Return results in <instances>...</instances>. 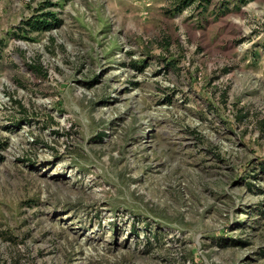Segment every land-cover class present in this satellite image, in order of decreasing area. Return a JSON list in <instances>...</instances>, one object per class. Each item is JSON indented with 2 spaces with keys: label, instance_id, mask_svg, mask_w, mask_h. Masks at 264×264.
Here are the masks:
<instances>
[{
  "label": "rangeland",
  "instance_id": "1",
  "mask_svg": "<svg viewBox=\"0 0 264 264\" xmlns=\"http://www.w3.org/2000/svg\"><path fill=\"white\" fill-rule=\"evenodd\" d=\"M176 1L0 0V264H264V0Z\"/></svg>",
  "mask_w": 264,
  "mask_h": 264
},
{
  "label": "trees",
  "instance_id": "2",
  "mask_svg": "<svg viewBox=\"0 0 264 264\" xmlns=\"http://www.w3.org/2000/svg\"><path fill=\"white\" fill-rule=\"evenodd\" d=\"M194 0H177V4H178V10L181 9L184 6H188L190 5ZM238 2V4L242 3L245 4L246 2L250 1V0H236ZM47 16H51V17H47ZM46 17V18H44ZM39 18H43V19H39ZM47 18H52L49 23L47 22ZM58 23V19L54 17V15H52L51 13H42V15H40L39 17H35L33 19H28L26 21V24H28L29 28L33 31H38L41 29H49L51 28L53 25H56ZM259 169L260 171L264 174V161L259 163Z\"/></svg>",
  "mask_w": 264,
  "mask_h": 264
}]
</instances>
